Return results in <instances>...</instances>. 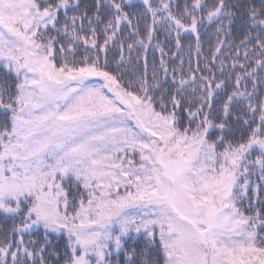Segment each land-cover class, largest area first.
I'll use <instances>...</instances> for the list:
<instances>
[{
  "label": "snow or ice",
  "instance_id": "snow-or-ice-1",
  "mask_svg": "<svg viewBox=\"0 0 264 264\" xmlns=\"http://www.w3.org/2000/svg\"><path fill=\"white\" fill-rule=\"evenodd\" d=\"M0 264H264V0H0Z\"/></svg>",
  "mask_w": 264,
  "mask_h": 264
}]
</instances>
